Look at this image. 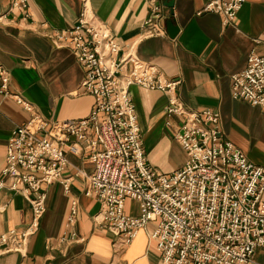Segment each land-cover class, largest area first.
I'll use <instances>...</instances> for the list:
<instances>
[{
    "label": "built area",
    "instance_id": "1",
    "mask_svg": "<svg viewBox=\"0 0 264 264\" xmlns=\"http://www.w3.org/2000/svg\"><path fill=\"white\" fill-rule=\"evenodd\" d=\"M152 2L145 20L148 35H164L156 25L159 6ZM245 0H208L198 11H215L223 23L232 22ZM30 14L28 0H10L7 12ZM3 12L0 19L5 16ZM68 46L83 67V92L94 97L81 118L50 120L32 109L29 101L10 88L8 70L0 64V94L12 96L30 111L7 140L0 188L22 192L31 207L27 225L0 233V252L23 253L26 240L39 226L45 210L43 182L58 181L70 189L72 174H65L70 151L92 163L82 171L84 193L100 201L98 222L130 243L139 229L152 224L160 259L155 264H249L264 251V165L226 137L220 111L189 108L176 93L180 79H168L159 68L131 51L119 54L111 30L87 8L73 25L50 34ZM126 62L131 66L126 69ZM140 84L168 93L167 123L181 119L176 138L187 151L183 166L159 172L147 159L135 105L128 93ZM232 95L264 107V54L252 51L246 67L232 74ZM80 170L74 174H78ZM139 203V212L125 211V199ZM76 200H71L68 223L73 224ZM75 239L82 238L72 232Z\"/></svg>",
    "mask_w": 264,
    "mask_h": 264
},
{
    "label": "crops",
    "instance_id": "2",
    "mask_svg": "<svg viewBox=\"0 0 264 264\" xmlns=\"http://www.w3.org/2000/svg\"><path fill=\"white\" fill-rule=\"evenodd\" d=\"M208 0H156V25L164 35H148L145 20L150 0H87V8L115 35L119 54L131 51L155 64L164 77L180 79L176 93L189 108L220 111L226 137L247 156L264 165V107L235 98L232 74L243 70L252 51L264 54V0H245L235 19L223 23L215 11L198 12ZM10 0H0V14ZM83 0H28L30 14L15 10L0 19V64L9 72L10 88L29 101L32 109L54 120L86 116L94 97L81 89L83 67L68 46L56 44L50 34L77 22ZM169 21L177 28L170 32ZM130 62H126L128 69ZM128 93L135 105L149 164L169 173L184 165L187 151L176 138L181 119L167 123L169 95L161 89L131 84ZM30 111L10 95L0 94V170L13 128L24 123ZM65 174H72L70 189L58 181L43 182L45 210L38 228L28 236L23 253L0 252V264H155L160 259L152 224L139 229L122 248L120 237L96 214L100 201L84 193L82 171L92 163L67 151ZM80 170V173L74 174ZM76 200L73 224L68 223L71 200ZM139 203L127 197L125 211L139 212ZM28 199L20 191L0 188V233L19 232L31 218ZM97 219V220H96ZM82 238L75 239L72 232ZM249 264H264V251H257Z\"/></svg>",
    "mask_w": 264,
    "mask_h": 264
},
{
    "label": "water",
    "instance_id": "3",
    "mask_svg": "<svg viewBox=\"0 0 264 264\" xmlns=\"http://www.w3.org/2000/svg\"><path fill=\"white\" fill-rule=\"evenodd\" d=\"M173 25V23L171 22V21H169V28H170V32L171 33H176V31H177V28H175L174 26H172Z\"/></svg>",
    "mask_w": 264,
    "mask_h": 264
}]
</instances>
